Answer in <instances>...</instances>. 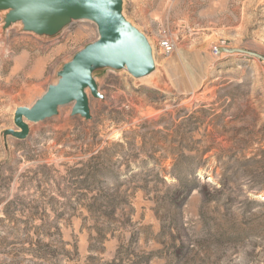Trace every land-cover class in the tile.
<instances>
[{
  "label": "rangeland",
  "instance_id": "1",
  "mask_svg": "<svg viewBox=\"0 0 264 264\" xmlns=\"http://www.w3.org/2000/svg\"><path fill=\"white\" fill-rule=\"evenodd\" d=\"M10 13L0 7V264H264V0H123L153 71L96 66L88 119L68 105L28 130L16 110L99 32L87 20L37 32Z\"/></svg>",
  "mask_w": 264,
  "mask_h": 264
},
{
  "label": "water",
  "instance_id": "2",
  "mask_svg": "<svg viewBox=\"0 0 264 264\" xmlns=\"http://www.w3.org/2000/svg\"><path fill=\"white\" fill-rule=\"evenodd\" d=\"M0 7L11 10L7 24L26 19L27 28L37 32L56 33L68 20H87L98 27L99 39L75 55L59 73V82L51 86L33 108H18L14 123L29 129L58 114L61 107L73 105V116L90 117V97L100 94L93 77L96 66L126 67L137 76L153 71L155 62L146 36L123 14V0H0ZM218 53H237L219 48ZM264 60V57L254 55Z\"/></svg>",
  "mask_w": 264,
  "mask_h": 264
},
{
  "label": "built area",
  "instance_id": "3",
  "mask_svg": "<svg viewBox=\"0 0 264 264\" xmlns=\"http://www.w3.org/2000/svg\"><path fill=\"white\" fill-rule=\"evenodd\" d=\"M163 45L165 46V52L170 53L172 51V44L169 41H163Z\"/></svg>",
  "mask_w": 264,
  "mask_h": 264
},
{
  "label": "bare ground",
  "instance_id": "4",
  "mask_svg": "<svg viewBox=\"0 0 264 264\" xmlns=\"http://www.w3.org/2000/svg\"><path fill=\"white\" fill-rule=\"evenodd\" d=\"M151 48H152V45H151ZM161 49H163L165 51V46L163 45V41L161 43ZM152 53H153V58H154V51H153V48H152ZM125 69V68H124Z\"/></svg>",
  "mask_w": 264,
  "mask_h": 264
}]
</instances>
